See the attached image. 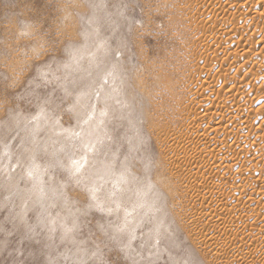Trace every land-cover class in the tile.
<instances>
[{"label": "rangeland", "instance_id": "374dc122", "mask_svg": "<svg viewBox=\"0 0 264 264\" xmlns=\"http://www.w3.org/2000/svg\"><path fill=\"white\" fill-rule=\"evenodd\" d=\"M0 264H264V0H0Z\"/></svg>", "mask_w": 264, "mask_h": 264}, {"label": "bare ground", "instance_id": "6f19581e", "mask_svg": "<svg viewBox=\"0 0 264 264\" xmlns=\"http://www.w3.org/2000/svg\"><path fill=\"white\" fill-rule=\"evenodd\" d=\"M91 18H92V16H91ZM96 19L99 20V17H97ZM92 42H94V39L91 38V37L88 38V35H87L86 38H84L85 49H86L87 45H88V46H89V44L91 45ZM95 46H97V45H95ZM94 48H95V47H94ZM82 50H83V49H82L81 46H78V45H71V46H69L67 52H69V53H80ZM93 50H94V49H93ZM93 53H94V58L90 61V63L88 64V66L91 67L92 70L101 67V69L103 68L104 71H105V64L107 63V60H108L107 55H106V54H105V56L103 55L104 53H102V50H100V46H98L97 49H96L95 51H93ZM69 71H70V70H69ZM65 72H67V71H65ZM103 77H104V74L101 75V78H103ZM114 79H115V78H114ZM231 88H232V87H231ZM114 89H115V88H114ZM111 94L114 96V94H113L112 91H111ZM75 114H80V110H79V109L75 110ZM90 114L92 115V112H90ZM108 122H109V121H108ZM108 124H110V122H109ZM99 125H100L101 127H104V126L107 127V120H101V121L98 120V121H95V122L90 123L89 126H85V128L87 129L86 132H85V134L87 135V138H88V139L93 138L91 132H94L93 129L98 128ZM6 126H8V124H7ZM50 127H51V126H50ZM109 128H110V127H109ZM72 137H73V136L71 135L70 138H72ZM82 137H83V139L86 141V138L83 136V134H82ZM93 140H94V138H93ZM96 140H97V137L95 138L94 142H95ZM197 159H202V155L199 154L198 157H197ZM86 160H90L92 163H96V161L93 160V158L86 159ZM103 166H104L103 163H101L100 161H97V168H96V169H93L92 171H90V172L85 176L86 179L91 178V177H93L94 175H96V174H97V171H98L97 169H103ZM31 173H32V174H35V166H34V165L31 167ZM33 177H34V175H33ZM25 189H26V188H25ZM25 189H23V190L20 191V193H19V195L22 197L23 200H26V199L29 198L30 195H31V194H27V193H26L27 191H26ZM29 199L31 200L30 202H32V201L35 202L34 199L41 200V197L38 195L37 192H35V193L33 194V197H32V198H29ZM132 199H133V198H132V192L129 191V195H128L127 201L130 202ZM23 200H22V201H23ZM23 202H24V201H23ZM117 202H118V204H119V203H125L126 201L122 202L121 199H118ZM28 203H29V202H28ZM30 204H31V203H29V206L27 207V209H29V207L32 206V205H30ZM33 204H35V203H33ZM32 207H34V206H32ZM107 209H108V208H107ZM22 218H23V214L21 213L19 219H22ZM215 221H216V220H215ZM213 222H214V221H213ZM211 223H212V222H211ZM216 223H217V222H216ZM216 223H215V225H216ZM213 224H214V223H213ZM218 224H219V223H218ZM195 225H196V224H195ZM210 226H211V225H210ZM214 239H215V238H214ZM214 239L212 238V239H211V243L206 244V245H209L210 247H214V248L217 247V246H218V243H217V241L214 240Z\"/></svg>", "mask_w": 264, "mask_h": 264}]
</instances>
